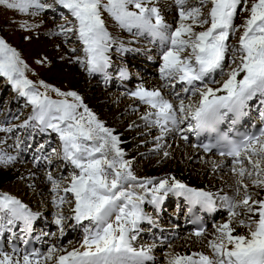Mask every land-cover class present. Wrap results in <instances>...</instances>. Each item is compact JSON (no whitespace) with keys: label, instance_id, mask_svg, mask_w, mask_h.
<instances>
[{"label":"snow or ice","instance_id":"obj_1","mask_svg":"<svg viewBox=\"0 0 264 264\" xmlns=\"http://www.w3.org/2000/svg\"><path fill=\"white\" fill-rule=\"evenodd\" d=\"M55 2L74 18V22L68 21L70 27H59L76 34L82 42L86 59L77 57L76 62L90 74L107 75L111 64L108 52L116 44L107 30L104 13L121 29H135L136 35L146 34L153 43L159 42L161 79L169 82L164 87L173 89L178 103L166 99L159 89L140 86L131 95L150 109L141 118L159 128L157 141L173 130L197 136L207 133L210 139L215 136L216 144L201 145L204 151L223 145L226 151L219 154L231 157L235 195L219 196L228 218L214 225L215 238L207 241L211 255L169 254L167 264H264V127L239 139L229 136L232 127L248 115L251 101L264 105V0H253L250 7L248 0H173L174 23L165 20L158 0ZM0 5L31 15L52 7L42 0H0ZM238 9L249 13L239 26L234 23ZM240 29L238 43L231 44L230 38ZM122 48L121 44L118 50ZM226 60L230 61L227 71ZM27 68L17 50L0 38V76L6 77L33 106L29 121H36L41 131L50 129L58 134L62 159L73 169L63 188L65 178L57 180L48 173L51 191L65 193L54 197L53 204L59 208L69 202L67 194H72L73 218L83 227L84 235L78 248L68 251L53 245L46 254H21L15 247L6 252L0 245V264H48L53 260L55 264H150L154 260L152 248H137L133 243L141 222H151L142 207L145 201L158 207L169 193H174L189 202V212L197 206L216 210L213 193L191 188L174 176L138 180L131 171V161L124 159L119 137L97 119L82 98L75 91L62 92L42 80L39 87L45 91H39L26 76ZM217 73L219 80L215 78ZM120 75L127 74L121 69ZM172 81L179 82L181 91H175ZM49 89L63 99H52L47 94ZM260 115L264 118V110ZM226 122L228 131H221L220 125ZM185 123L186 129L181 128ZM11 131V127L0 128V132ZM168 155L164 152L165 157ZM12 159L0 153V163ZM249 182L256 192L249 190ZM35 215L16 197L0 193V235L16 221L28 231ZM64 219L56 214L55 223L61 225ZM237 227L245 232H237ZM204 234V228L194 232L198 238Z\"/></svg>","mask_w":264,"mask_h":264},{"label":"rangeland","instance_id":"obj_2","mask_svg":"<svg viewBox=\"0 0 264 264\" xmlns=\"http://www.w3.org/2000/svg\"><path fill=\"white\" fill-rule=\"evenodd\" d=\"M42 2L52 5V7L41 11L38 15L20 13L16 10L8 9L6 6L0 5V38L4 39L6 43L15 48L20 54L21 59L28 65V68L25 72L28 79L37 84L39 91H45V89L39 87V81L41 80L54 88H58L62 92L75 91L82 98L83 103L106 127H108L106 121H110V119H112L114 111H117V109L120 110V107H122L123 105L128 107L134 105L135 110L128 112V121L124 118L125 115L120 114V119H123L121 120L123 122H120V127L123 125L122 128H125L131 123L132 120H138V114L145 113L148 106L141 103L131 94L135 92L138 87L143 86L144 84L149 83L154 79L159 80L161 78V50L160 52H157L159 46L157 42L153 43L150 37H148L146 34L136 35L135 29L132 32L121 29L116 24V22L108 16L107 13H104L103 16L106 21L107 30L116 40V44H114L108 52L111 64L106 70V73L108 75H103L105 76L104 81L105 83L109 82L108 77L111 76L112 79L114 78L111 83L115 86L113 82L117 83L115 77L120 74L121 69H123L131 79L130 82H126L127 77L125 76L123 78L127 85H131L130 87L117 86L115 88L110 86V88H108L106 86H103V80L101 82L100 79H93L91 76L92 73H88L85 67H81V65L76 62L77 57H79L80 59H86L85 53L83 52V44L78 40L76 34L66 33L59 27L62 24L66 27H70L71 25L68 24V21L74 22V18L70 15L68 10L57 4L55 0H42ZM252 2L253 0H248V7H250ZM165 5H171V8H174V10H171V8L169 7L170 10L165 11ZM160 6L162 11L161 13L164 15L165 20L168 23H174L176 12L173 0H160ZM248 15L249 13L247 11H240L238 9V15L235 18L234 23L237 26L243 24ZM21 25H26V27H21ZM242 31L243 29H240L236 32L234 37L230 38L231 44L238 43V38ZM121 44L123 45V48L118 50ZM129 47H132V49L135 50L137 54L139 52L143 54V56L141 55L142 60L139 61L137 65L132 64V58L134 57V54L129 49ZM72 49H75L76 51L73 52ZM129 51L130 54L133 55L128 57L127 55H130L128 54ZM146 56H148L150 59L153 58L155 62L152 64L147 62L145 60ZM229 63L230 61L226 60L225 71L228 70L227 65ZM148 69L150 70V72H148ZM118 78L122 79L121 75H119ZM215 78L217 80L221 79L218 73L216 74ZM166 83V81H163L156 87V89H159L166 99H172L171 101L174 104L178 103V101L173 98V89L164 87ZM171 83L175 85V91H181L179 82L173 83L172 81ZM211 86L215 87L216 85ZM97 91H101L102 93V96H99L98 98H104L108 101L100 102L99 99L95 97V93ZM47 94L52 99H63V97H58L55 92L51 91V89L47 90ZM69 99L71 98L69 97ZM102 107L107 108V114L105 116L106 118L99 116V109H101ZM259 108L263 109L264 105H260ZM31 109H33V106L28 103L27 98L20 96L6 77L0 76V128H12L11 132H0V153L13 157L17 153V151L20 156V154L26 155V150L31 149L29 148L31 146L30 143L25 144L28 137H32L31 135H29L28 133L26 135L23 134L22 136L15 135L16 133L21 132L22 129H29L28 132L32 133V127H20V125L24 124V122L22 121L27 118V115L29 114V111ZM80 111H83V109H80ZM33 126L40 127L36 122ZM186 127L187 125L182 124V128L186 129ZM37 130L40 131V128H37ZM158 132L160 133V130L152 131L149 138L156 137V135L159 134ZM34 133L35 132H33V135ZM46 133L48 134V137H46L42 141V144H45L46 146L47 143L48 146L43 151L48 155L49 158H51V160H53L52 162L56 163L55 165L51 164L54 168L55 166L57 167L55 168V170L58 169L61 172L62 176L60 175L56 179L59 180L62 177L65 178L62 183L63 186H61L62 188L68 185V178L72 171L67 169L64 170V173L62 172V168L64 169L66 161L62 159V143L59 140L58 134L52 132L50 129L44 131V136H46ZM14 135L15 138H18L16 144L20 145V150H18V148H14L13 152V147L15 146ZM183 135L185 134L181 133L179 135V138H182L180 136ZM147 138L148 137H139L138 140H144ZM38 143V141H34L32 148L37 149ZM191 144L192 143L187 144L186 149H190L189 147H191ZM150 145L151 144H145L140 145L139 147H143L144 149L151 147ZM53 149H56V151L53 152ZM30 151L33 150L31 149ZM161 152L163 151L161 150L160 152H157L155 154H150L151 158L149 157L141 163H143V165L148 164L149 159L154 160L156 157L160 156ZM36 158L47 157L39 153ZM125 160L127 159L125 158ZM163 162L166 163V160ZM25 163L27 164V162ZM138 163H140V161H137L131 166V171L139 168ZM18 165L22 166L23 169L30 168V166H25L24 164L22 165V162L16 163L14 162V160L3 164L0 163V177L2 176L1 172H4L5 169L9 170L10 168L16 167ZM190 167L192 169L195 168L196 170L200 169L198 160L196 162L194 161V163H192ZM53 170V168H45L42 171L38 170V173L42 174L39 176L42 179V186L41 183H37V187L29 188L28 184H25L22 179H17L11 183L4 181L2 182L3 185L0 186V193H8L16 197L21 201V203L27 205L28 209L31 210V212H35L36 215H40L42 217L47 216L51 220H56V214H61L65 217V219L63 220L64 223L73 225L75 224V219L73 218L74 214L72 212V209L75 205L74 197L72 196V194H67V199L69 202L63 204L59 208H57L53 204L54 197L65 195L62 190L58 193H53L51 191L52 184L47 179V173L44 172L48 171L54 173L55 170ZM207 173V176L209 177L211 174L209 172ZM138 180L142 179L138 178ZM249 187H251L250 182ZM138 190L139 189H136V191ZM170 202L173 205L168 207L170 209L164 210L165 216H163L159 221L157 220V217L152 213V210L143 208L144 212L150 217V224H153L158 228L170 226L171 221H169V219L172 218V212L175 208V198H172ZM226 217L227 215H224L216 219L215 223L212 224L209 228L205 237L201 240H197V242L192 245V248L190 249L192 250V253L196 251L200 252L205 248L206 252L211 253L210 249L207 247V241L215 238L216 234L214 232L215 230L212 229V226H214L215 224L226 222ZM144 224L141 225L142 228ZM41 231L45 234V236L43 237H47L50 242L52 241V243H54L55 239L62 235L65 230L64 227H60L57 224H52L51 228H43ZM64 233L66 234L68 232ZM51 235L53 237V240L51 239ZM83 235L84 234H81L79 236L80 238H75L67 242L68 245L64 246L63 248H78L80 246V243L82 242ZM137 237L138 243H136L137 239L133 242L135 247L140 248L141 246H150L152 248L151 255L154 257V260L150 262V264H166L169 254H180L179 251L183 250L184 247H186V245H182V243L178 242L177 244H175L174 242L167 246L165 244H159L161 246L158 247L157 243L142 240L143 236H141L140 232L137 234ZM139 237L142 239H139ZM189 240H192L191 237L189 238ZM180 241L181 240H179V242ZM49 248L50 246H48V249ZM48 249L45 251H48Z\"/></svg>","mask_w":264,"mask_h":264},{"label":"bare ground","instance_id":"obj_3","mask_svg":"<svg viewBox=\"0 0 264 264\" xmlns=\"http://www.w3.org/2000/svg\"><path fill=\"white\" fill-rule=\"evenodd\" d=\"M158 7L161 9L160 0H158ZM165 7H166L165 11H168V10H170L171 5H167V6L165 5ZM171 10H174V8H171ZM129 49L132 52H134L132 47H129ZM128 54H130V51L128 52ZM133 54H134V57H133L134 59H137L140 56V53L137 54V52L133 53ZM133 54H130L128 56H131ZM132 63H133V61H132ZM92 74L96 78H99L101 80V82L103 80L104 86H106L108 88H110V86L115 87L111 83L112 80H111V82L104 83L105 82L104 81L105 76H103V75H105L104 73H92ZM109 77H108V79H111V77L110 78ZM160 77H161V75H160ZM96 78L93 77V79H96ZM123 78L124 77H122V79L115 78V80L118 83H120V85L121 84L123 85V83L125 82L123 80ZM113 80H114V78H113ZM127 81H128V78H127L126 82ZM163 81L164 80H162L161 78L159 80L154 79V80L150 81L149 83L144 84L143 87H145L149 90L156 89V87L158 85H160V83H162ZM101 85H102V83H101ZM125 86L128 87L129 85H125ZM99 96H102L101 91H97L95 93V97L97 99H99L100 102L108 101L104 98H98ZM255 101L256 100L250 102L251 109H254V107H255L254 102ZM106 109H107L106 107L105 108L102 107L101 109H99V116L100 117L106 116V114H107ZM132 110H135L134 105H131L129 107L123 105L122 107H120V110L117 109V111H114V114L112 115V119H110V121H106L108 128L112 129L114 134L117 135L121 141L120 148L124 152V159L126 158L128 161H131V166H132L137 161L138 162L140 161V163H141L142 161L146 160L147 158L150 157V154H155L157 152H160L161 150L163 151L160 153V156L156 157L154 160L149 159L148 164H146V165H143V163H141V164L138 163L139 168L132 170L133 174L139 179L156 178L157 180L160 178H166V177L174 176L176 179L180 180L181 182H183L184 184L188 185L191 188L203 189L205 191L211 192L214 194V199H216L217 206H216L215 211H208L207 210V212L209 213V216L210 217L213 216L214 218H220L224 215H227L226 218H228L227 209H226V207L223 206L224 202L219 199V196L227 195L229 197H232L235 195V176L230 171V168H231L230 162L231 161L228 159H217L213 156L203 155L199 150L193 148V145H191V147H189L190 149H186L187 148V142H188L187 140L189 139L190 132H185V135L188 136L187 140L179 138V135L181 134V132H179L177 130L170 131L169 133H167L164 136L163 139H161L159 141L156 140V137L161 134L159 132H158L159 134H157L156 137L149 138L151 135L150 133L152 131H159V128L150 125L148 122L144 121L141 118L147 111H149L148 108H146L145 113L138 114V116H139L138 120H132L131 123L129 125H127V127H125V128H122L123 125L120 127V124H121L120 122H123V121H121L123 119H120V117H119L120 114L125 115L124 118L128 121V119H129L127 117V115H129L128 112H131ZM32 114H33V109H31L29 111L27 118L22 122L29 121V117ZM261 119H263V118L261 117ZM261 119H260V121H263ZM33 122H34V124H33ZM35 122L36 121H29L28 125L25 126V127H32L31 128L33 130L32 133L28 132L29 129H22L21 132L15 134V135L22 136L23 134L26 135L28 133L29 135H31L32 137H28L25 144L30 143L31 146L29 148H31L33 151H30L31 149L30 150L27 149L26 155L20 154V156H19L18 151H17V153L13 156V158H15V159H12V160H14V162H16V163L22 162V165L24 164L25 166H30V168L29 169H23L22 166L18 165L16 167L10 168L9 170L5 169L4 172H1L2 176L0 177V186L3 185L2 182H4V181L11 183L17 179H22L25 184H28L29 188H34V187H37V185L40 184L42 181L41 177H39L42 174L38 173V170L42 171L44 168H46V169L47 168H53L55 170V168H57L56 166L54 168L51 165V164L55 165L56 163L52 162L53 160H51V158H49L48 155L43 151L47 148L48 144L46 143V146H45V144H42V141L46 137H48V134L46 133V136H44V131H41V130L38 131L37 128H40V127L33 126V125H35ZM185 124H187V123H185ZM181 126L182 125H180V127ZM33 132H35L34 135H33ZM15 135H14V138H15ZM139 137H148V138L144 139V140H138ZM180 137H182V136H180ZM17 139L18 138L14 139L15 140V146L13 147V152H14V148H18V150H20V145L16 144ZM34 141L39 142L37 149L32 148ZM173 141H175V142H173ZM152 143H155V144H152ZM145 144H151L150 145L151 147L144 148V149H143V147H139L140 145H145ZM158 145H159V147H158ZM164 152H168L169 155L167 157H165ZM39 153H41V155H45L47 158H36ZM165 160H166V163L163 162ZM197 160H198V163L200 165V167H199L200 169H198V170H196L195 168L192 169L190 167L191 164L194 163V161L196 162ZM30 161H32V165L29 163ZM25 162H27V164ZM33 167H35L36 169ZM67 169L70 171L73 170L72 166L66 162L64 169L62 168V172L64 173V170H67ZM207 172H209L211 174L209 177L207 176V174H208ZM44 173H47V175H48V173H51V172L45 171ZM51 174H52L53 178L56 179V178H58V176L61 175V172L57 169V170H55L54 173H51ZM26 176H27V178H26ZM185 181H187V182H185ZM45 182H46V179H45ZM41 186H42V183H41ZM249 190L252 192L257 191L256 189H254L252 187H249ZM138 191H141V190L139 189ZM172 196L175 198L180 197V199L178 200L179 203L181 205H185L186 200H184V197L177 196L174 193H169L164 198L165 200L167 199V202H168V205H166V206H169L171 204L169 199ZM261 197H264V193H261ZM144 206L146 208L151 207L155 211V213L158 214L159 209L157 208V206L149 204V203H147V201H145V203L142 205V207H144ZM239 211H243V210L240 209ZM32 213L35 214V212H32ZM237 219H239V217ZM146 222L147 221H142L140 224V231L139 232L141 233V236H143V239L140 237H139V239H142L145 241L155 242L158 244V247L161 246L159 244H165L167 246V245L174 243V242H175V244H177V242L182 243V245L184 244V245H186V247H184L183 250L179 251L181 255H191L192 250H190V249L192 248V245H194V243L197 242V240L203 239L206 235V233H205L204 236L201 238H196L193 235L190 236L186 227L183 226L182 224H180V222H176V225H171V226H167V227H163V228H160V227L158 228V227L154 226L153 224H150L149 222L146 223ZM52 224H56L54 219L51 220L47 216L42 217L40 215H35V218L33 219L32 223H31L30 229L28 231H24V230H22L24 228L23 223L21 221H16L13 225H8V229H11L10 231L8 229H5L3 232V235H0V244L4 245V246L8 245V247L10 248L12 241L21 239L22 242L24 243V241L27 240L26 238L29 235L32 237V240L37 241L39 246H41L43 249L44 248L48 249V246L51 247L53 245H56L57 249H60V248H63L64 246L68 245L67 242H69L75 238L78 239V238H80L79 236L81 234H84L83 233V227L81 225L77 224V222H76V224L72 225L69 223H64L62 221V224L59 226L64 227V230H65L64 232H68V233L65 234L63 232L62 235H60L58 238H56L55 242L52 243V241L50 242L47 237H42V236H45V234L41 231V228H47V229L51 228ZM142 224H144L143 228L141 227ZM216 225H218V224H216ZM19 226H20V228L18 229ZM36 227H37V230H36ZM212 229L215 230V228H213V227H212ZM237 232H245V229L237 227ZM190 237L193 241L189 240ZM52 238L53 237L51 235V239ZM179 240H181V241L179 242ZM136 242L138 243V237H137ZM63 249H65V248H63ZM205 249H203L200 252H204ZM66 250L71 251L72 249H66ZM8 252H10V251H8ZM204 253L211 255V253H208L206 251ZM45 254H46V252H45ZM57 254H64V253L58 252ZM49 263L53 264V263H55V260L50 261ZM166 264H167V262H166Z\"/></svg>","mask_w":264,"mask_h":264}]
</instances>
